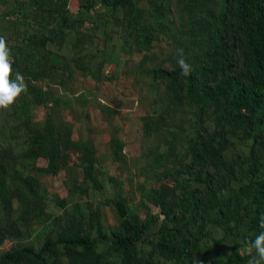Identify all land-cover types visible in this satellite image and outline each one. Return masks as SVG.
<instances>
[{
  "label": "trees",
  "instance_id": "trees-1",
  "mask_svg": "<svg viewBox=\"0 0 264 264\" xmlns=\"http://www.w3.org/2000/svg\"><path fill=\"white\" fill-rule=\"evenodd\" d=\"M67 2L0 0L10 79L20 73L27 85L0 122V249L9 245L0 264H248L264 231V0H77L74 12ZM157 40L168 46L160 58L152 52ZM178 48L192 66L188 76L177 65ZM135 55L133 69L145 75L152 101L143 135L160 139L142 177L172 182L139 184L157 212L144 207L140 216L122 196L107 198L118 218L107 229L87 202H72L60 216L44 212L46 191L26 168L62 169L68 195L82 189L77 168L91 188L99 183L89 140L72 139L71 126H55L50 116L34 123L31 108H66L60 92L72 93L74 71L96 83L105 63L115 68ZM116 133L110 128L109 154L121 164ZM65 149L81 152L79 160L65 164ZM38 158L45 166L35 165Z\"/></svg>",
  "mask_w": 264,
  "mask_h": 264
},
{
  "label": "rangeland",
  "instance_id": "rangeland-1",
  "mask_svg": "<svg viewBox=\"0 0 264 264\" xmlns=\"http://www.w3.org/2000/svg\"><path fill=\"white\" fill-rule=\"evenodd\" d=\"M9 6H13V2H10ZM67 8L74 12L77 9V0H68ZM16 27L10 36V44L18 41L23 24L20 23ZM98 44L101 46L100 42ZM51 47L53 48V46ZM152 47V52L158 58L168 50L164 40L154 41ZM161 53L163 54L161 55ZM137 57L138 55L133 57L131 65L127 63L117 66L118 68H114L111 63H105L101 68L103 77L96 83L90 77H82L78 71H74L71 77L72 93L59 91L64 96L62 100L67 101L66 108L62 105L57 109L49 110V104L31 108V120L34 123H41L46 116H50L55 126L58 125L57 123L71 126L72 139L86 138L89 140L96 169L95 179L99 183L97 189L91 188L88 182L82 181L81 171L77 168L75 177L82 189L68 195L67 177L62 169L55 173H44L36 171L32 167L26 168L24 173L34 175L46 191V197L43 199L44 212L52 214V216H60L67 210L71 212L72 202H87L99 212L102 227L105 229L114 228L118 224V218L112 205L103 202L107 198L110 200L122 196L126 206L137 210L140 216H142L141 210L144 207L151 213L157 212L155 206L146 205L145 201L141 199L138 186L143 184L145 188L170 187L172 182L164 179L155 183L152 180L144 181L142 177L141 172L144 171L147 174L148 171L142 168L146 164L150 166L148 151L160 139L153 134L147 138H144L143 135V120L150 112L152 101L149 96L145 95L143 81L145 75L135 72L133 69ZM39 86L47 87L44 82L39 83ZM54 88L56 87L54 86ZM79 95L86 100L84 106L75 101ZM68 104L72 107H69ZM101 105L106 106V109H101ZM7 110L9 107L0 108V122ZM110 128L117 130V137L122 143V153L125 159L121 164L110 159L108 146ZM80 153L71 149L63 150L65 164L76 163L80 158ZM45 164L46 161L41 158L35 162L36 166L43 167ZM156 168L160 169L159 166ZM58 198L64 199L65 204L60 206L57 202ZM18 210L17 203L13 202L11 214L17 216ZM8 246L5 243L2 248L6 249ZM243 251L248 252V248Z\"/></svg>",
  "mask_w": 264,
  "mask_h": 264
},
{
  "label": "clouds",
  "instance_id": "clouds-1",
  "mask_svg": "<svg viewBox=\"0 0 264 264\" xmlns=\"http://www.w3.org/2000/svg\"><path fill=\"white\" fill-rule=\"evenodd\" d=\"M10 48L6 44L3 36H0V108H8L12 105L16 98L27 89L24 77L20 73H16L15 79H10L12 74V59L10 56ZM177 65L181 70V74L188 76L192 71V66L186 61L183 49L176 50ZM259 227L264 229V215L259 220ZM252 249L255 250L248 264H264V231H260L252 242V248L249 249L251 255Z\"/></svg>",
  "mask_w": 264,
  "mask_h": 264
}]
</instances>
